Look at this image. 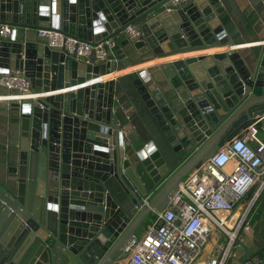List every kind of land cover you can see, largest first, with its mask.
Listing matches in <instances>:
<instances>
[{
  "label": "water",
  "instance_id": "1",
  "mask_svg": "<svg viewBox=\"0 0 264 264\" xmlns=\"http://www.w3.org/2000/svg\"><path fill=\"white\" fill-rule=\"evenodd\" d=\"M169 1L0 0V25L12 27L0 37V77L24 76L36 96L0 89V264H117L182 180L264 113V14L247 52L161 65L170 89L131 73V112L116 82L101 81L131 64L129 39L102 63L33 35L55 29L97 45L138 24L132 47L156 57L243 44L222 0Z\"/></svg>",
  "mask_w": 264,
  "mask_h": 264
},
{
  "label": "built area",
  "instance_id": "2",
  "mask_svg": "<svg viewBox=\"0 0 264 264\" xmlns=\"http://www.w3.org/2000/svg\"><path fill=\"white\" fill-rule=\"evenodd\" d=\"M188 1L170 0L169 9ZM11 31L9 24L0 25V37L9 36ZM126 33L132 41L143 36L141 29L134 25L128 26ZM39 36L53 49L77 59L90 58L94 53L96 61L102 63L112 61L109 52L116 45L113 39L93 45L55 29H41ZM0 86L17 90L9 99L36 97L24 76L0 77ZM263 120L264 113L185 177L145 234L126 245L125 257L117 264H196L214 231L224 234L226 242L218 254L210 256L209 253L203 264H264V258L259 256L241 261L236 250L244 241L243 233L252 229L249 215L253 205L264 197ZM249 194H252L251 201L246 202ZM244 200L246 204L238 212Z\"/></svg>",
  "mask_w": 264,
  "mask_h": 264
},
{
  "label": "crops",
  "instance_id": "3",
  "mask_svg": "<svg viewBox=\"0 0 264 264\" xmlns=\"http://www.w3.org/2000/svg\"><path fill=\"white\" fill-rule=\"evenodd\" d=\"M222 1L225 6V11L223 12L222 16L228 14L231 17L230 21L226 19V22L229 21L227 24V29L231 30L234 27L238 28V32L240 33L239 35H241L244 38L243 44L236 45L234 43L235 48H231L229 45H225L221 47L196 49L190 52L170 54V55L166 54L163 57H156L153 55V53L148 51L147 48H142L139 50L134 49V47H132L131 44L135 41L129 39L126 31L122 32L119 36H117V38L114 39V40L117 39L118 41H122L124 39L130 40L131 44L126 45L124 49L129 51L128 54L131 59V64L127 67L118 64V66L114 71L108 72L107 74L101 76L102 77L101 81L105 82L109 80H114L116 82L115 91L116 94L120 95V98L118 100L119 105L122 106L125 103L129 102V105L124 109L125 112H131L135 109L133 100L137 98L136 89L133 86L130 78L131 73H135V72L140 73L142 71H146L148 75H150L152 78V80L148 84H154L156 82L162 88L170 89L171 88L170 82L166 77L165 73L163 72V70L161 69V65L165 63L176 60H183L189 57H198L203 55L209 56L212 55L213 53L226 52L234 49H241L244 52H247L251 48L258 46L255 45L254 43L260 42L261 38H259V34L255 31V28L258 25L260 17L263 16L264 14V0H222ZM134 26L138 27V24H135ZM33 35L36 38L43 40L47 43L46 39L41 38L39 36V30L34 31ZM109 56L113 58L111 51L109 52ZM79 60L87 61L89 60V58H83ZM0 89H5V88L3 86H0ZM0 101H4V100L0 99ZM227 142H229V140ZM259 200L264 202V197H261ZM245 204L246 202L244 200L242 204L239 205L238 212L240 211L241 207H243ZM156 217H157V213H154L148 218L145 224L139 227V229L136 232V238L139 239L145 234L148 227L151 224H153L154 221L156 220ZM250 218L251 217L249 215V219ZM259 234L261 235V232L260 231L257 232L253 226L249 233H243L244 241L240 243V246L236 247V250L238 251L239 254V259L241 261H244L248 257H252V256H259L261 258H264V239H262L259 236ZM225 242H226V237L224 236V234L218 231L214 236L211 237L210 244L207 246V249L203 257L208 256L209 253L210 256L218 254ZM213 245H214V250L211 249ZM209 246L211 247L210 251L208 250ZM215 250L217 251L216 253ZM124 257L125 255L121 256L120 260H123ZM203 257L201 259H203Z\"/></svg>",
  "mask_w": 264,
  "mask_h": 264
},
{
  "label": "rangeland",
  "instance_id": "4",
  "mask_svg": "<svg viewBox=\"0 0 264 264\" xmlns=\"http://www.w3.org/2000/svg\"><path fill=\"white\" fill-rule=\"evenodd\" d=\"M252 194L247 195V198H245L246 202L251 201ZM254 209V210H253ZM252 212H250V220L251 224L254 227V229L257 232H261V235L259 236L264 239V202L261 200H258L252 207ZM153 215V214H152ZM152 218V217H151ZM150 218V219H151ZM262 219V220H261ZM148 220V219H147ZM147 220L144 222V224L147 222ZM218 231H214L211 236H209V241L212 236H214Z\"/></svg>",
  "mask_w": 264,
  "mask_h": 264
},
{
  "label": "bare ground",
  "instance_id": "5",
  "mask_svg": "<svg viewBox=\"0 0 264 264\" xmlns=\"http://www.w3.org/2000/svg\"><path fill=\"white\" fill-rule=\"evenodd\" d=\"M210 246H209V248H208V250L210 251ZM212 250H214V245L212 246V248H211ZM219 250V249H218ZM217 251L215 250V253H216ZM206 260V257H203V259H201V260H199L196 264H203L204 263V261Z\"/></svg>",
  "mask_w": 264,
  "mask_h": 264
}]
</instances>
